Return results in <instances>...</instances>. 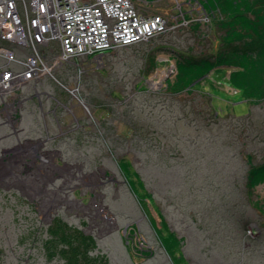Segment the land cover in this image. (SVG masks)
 I'll return each instance as SVG.
<instances>
[{
    "label": "rangeland",
    "instance_id": "obj_1",
    "mask_svg": "<svg viewBox=\"0 0 264 264\" xmlns=\"http://www.w3.org/2000/svg\"><path fill=\"white\" fill-rule=\"evenodd\" d=\"M130 1L144 18L167 20L166 32L129 48L93 49L66 65L64 72L51 70L42 81L59 93L57 103L62 106L57 113L74 118L68 124L75 128L74 146L71 143L74 191L70 190L67 210L56 201L37 208L35 200L41 197L43 186L35 187L36 191L26 183L6 186L4 182L16 176H8L9 168L1 166L0 264H65L50 259L52 249L47 242L51 238L46 230L57 222L93 236L96 244L89 255H106L109 264H172V260L176 264H223L222 242L231 233L242 238L236 229V213L246 211L252 219L261 220L250 211L244 185L246 158L256 165L264 163V0ZM196 1L215 12L209 24H199L203 17L193 9ZM245 10L249 13L237 19ZM236 36L248 44L229 60L231 64L208 73H195L192 67L185 74L177 68L181 56L214 55ZM166 69H172L174 77L168 78ZM42 82L22 86L19 100L15 98V106L20 107L15 122L21 115L29 118L21 107L30 109L37 102L32 97L45 92ZM30 117L36 121L33 114ZM36 117L40 123L41 114ZM28 153L25 150L18 156L33 155ZM7 155L14 168L21 166L23 161L19 163L14 152ZM120 158L132 164L143 189L134 186L129 192L118 168ZM54 160L48 167L59 169ZM98 167L108 175L102 183L79 174L80 170L95 172ZM66 173L60 170L54 177L58 180ZM15 174L20 175V169ZM40 174L48 175L43 179L48 184L54 181L50 171ZM255 189L264 209V184ZM130 220L133 230L128 232L123 225ZM160 220L171 231L163 230ZM136 234L146 248L142 254L147 257L142 260L127 250L128 245L136 249ZM256 235L247 237L240 250L232 244L234 251L245 253L240 258L249 263L242 264H264V231ZM157 236L166 243L167 252L160 242H154ZM177 237L183 238V247ZM202 247L207 250L204 260Z\"/></svg>",
    "mask_w": 264,
    "mask_h": 264
},
{
    "label": "built area",
    "instance_id": "obj_2",
    "mask_svg": "<svg viewBox=\"0 0 264 264\" xmlns=\"http://www.w3.org/2000/svg\"><path fill=\"white\" fill-rule=\"evenodd\" d=\"M50 1L4 0L5 17L10 19L0 20V81L2 82L0 102L20 98L22 86H26L25 84L30 80H24L20 84L15 80L6 83L11 79V74L6 71H19V73L22 71L30 76L29 65L34 63L36 57H41L38 48L35 47L42 44L54 50L61 41L60 49L72 52L73 49L69 48L70 43L77 49L79 42H82L85 50L81 55H85L93 49L114 50L131 47L139 41H148L155 34L166 32L164 29L167 20L160 16L144 18L139 11L137 12L130 6L132 3L130 0H56L64 4L49 10L47 4ZM32 8H35L36 15L45 17L47 25L52 27V30L57 29L55 34L52 31L47 32L45 23L32 14ZM69 14L72 16L70 17ZM67 17H70L73 22L69 25L60 23L63 18ZM12 26L17 27V32L19 31L22 39H25L23 31H27L28 27L34 28L28 37L31 46L27 47L23 54L15 45L17 41L11 40L14 36L18 37L17 33H13ZM27 56H30L28 60L25 59ZM53 69H55L53 65L49 64L43 72L48 71V75H51ZM36 83L37 81H32V85ZM135 236V246L146 251L145 244L138 240L137 234Z\"/></svg>",
    "mask_w": 264,
    "mask_h": 264
},
{
    "label": "flooded vegetation",
    "instance_id": "obj_3",
    "mask_svg": "<svg viewBox=\"0 0 264 264\" xmlns=\"http://www.w3.org/2000/svg\"><path fill=\"white\" fill-rule=\"evenodd\" d=\"M43 85H45V93H39L37 96L40 97L44 94V97L41 99L36 98L37 102H32L29 105L30 112L27 113V116L30 118V121L28 120L29 118L26 119L25 116L21 121L25 126H14L8 123L4 117L1 116L4 119L0 117V167L9 168L10 172L8 176H16L15 179L5 181L4 183L6 186L16 187L19 183H26L28 186H32L37 183L38 185L36 184L37 186L35 187L43 186V192H41V194L44 199L41 200V203L52 201L53 204L56 201L57 204H61L59 205L61 206L60 208L66 206L67 210L69 193L70 190L74 191L73 183L76 178L74 174L76 169L73 163L74 152L72 148V133L75 131V128L68 125L74 122V118L72 115L57 113L62 106V103L59 101L57 103L56 95L58 92L53 86L47 85V82H42L41 86ZM41 89L42 88H39V90ZM32 98H35V96ZM30 113L35 116L36 121L30 117ZM36 114H41L40 123ZM67 146L68 149H66ZM25 150H27V153H30H28L29 155H33L28 158L18 156ZM10 152H14V157L18 156V160H21L19 163L23 161L20 167L17 165L14 168L12 164L8 162L7 159L9 155H7V153ZM54 158L55 166L59 169L52 168L53 166L51 168L48 167L49 162ZM33 163L37 164L31 166L30 164ZM32 168H35L38 172L33 171ZM18 169H20V175L15 174ZM41 170L47 173L50 171L54 181L50 184L44 181L43 179L48 175L42 174L41 176ZM60 170H62V172L66 170L67 173L66 175H60V179L56 180L55 177L59 175ZM79 174L80 176L85 175L84 177L90 179L94 177V179H98L100 183H102L105 177L100 167L92 173L90 171L84 172L80 170ZM2 178H4V176ZM83 206L87 207L86 205Z\"/></svg>",
    "mask_w": 264,
    "mask_h": 264
},
{
    "label": "trees",
    "instance_id": "obj_4",
    "mask_svg": "<svg viewBox=\"0 0 264 264\" xmlns=\"http://www.w3.org/2000/svg\"><path fill=\"white\" fill-rule=\"evenodd\" d=\"M249 12L246 10L244 13H241L236 16L237 19L240 17H245ZM231 35L230 37H232ZM247 42L244 40V38H240L238 36L233 37V40H229V42H226L223 44L220 48V52L212 55L208 54L201 55L199 57H183L181 56V61L177 62L178 69H181L183 72L187 70L188 68L194 67L196 69L195 73H199L202 71H206L208 73L209 71L213 70L214 68H218L222 65L226 66L228 64H231V61H229L234 56L240 55L241 51L246 48ZM129 48V47H128ZM152 62L156 65L158 63L154 59ZM150 66L154 67L150 62ZM232 68H236L233 66ZM64 72V71H62ZM185 73V72H184ZM186 74V73H185ZM70 75V74H68ZM188 94V93H187ZM111 97L113 96V92L110 93ZM93 101V100H92ZM260 104V103H258ZM100 107V102L96 104ZM125 138V137H124ZM248 170L246 172V182H245V190H247V196H248V203L250 207L251 212H255L258 214V216L261 218V220H254L252 219L246 211H241L236 213V217L238 218V227H236L239 232L242 233V238L239 240L231 233L228 240H225L224 247H219L221 250V261L223 264H242V263H249V262H243L240 258V254L245 253H238L240 249L244 246L246 238H252L254 237L257 232L264 231V209H261V205L258 204V201L256 199L255 195V188L257 186H260L264 184V163L261 165H256L252 163L251 158H246ZM118 168L120 169L125 181L126 185L128 187L129 192L132 194V191H134V186L139 187L140 189H143V182H140V176L133 170L132 164L129 161H124V159H119L117 162ZM122 165V167H121ZM104 176L107 177L108 175ZM134 183H137L135 185ZM149 196V195H148ZM151 198V196L148 197V199ZM262 205H264V200L261 201ZM151 222L154 224L156 221L155 218L152 217V214H150ZM57 219V218H55ZM79 220H83V218H79ZM60 222V221H59ZM161 224V228L164 230V228L168 231H171L166 224H162V221H159ZM150 223V221H149ZM58 224H61V228L58 226ZM132 224V220L128 221L123 225V229L126 231H131L130 225ZM242 225V228H241ZM75 228V227H73ZM76 229V230H75ZM72 229L71 226L63 223H52L50 226L47 227V236L51 238L47 243L48 247L52 249V255L50 256L52 258H58L60 261L64 262L65 264H109L108 259L106 255L103 254H95V255H89V252L94 250L95 248V239L91 235H85L82 230H79L77 228ZM123 230V231H124ZM133 230V228H132ZM250 230V231H248ZM173 232V231H172ZM246 232H251L254 234V236H248L246 235ZM175 234V232H173ZM158 235V234H157ZM176 235V234H175ZM257 236V235H256ZM124 237V235H123ZM157 238V239H156ZM155 238L154 242H160L161 248L163 249L164 253L165 251H168V248L166 247V243L163 242V240L158 238V236ZM179 238V237H177ZM126 241H124L125 244ZM179 245L183 242V238H179ZM232 244L235 247H239L238 251H234L232 247ZM126 245V244H125ZM130 247V245L127 246V250L129 253L133 256H138L140 260H142V257H147L142 254V249L135 246ZM180 247H183L182 244ZM138 251H141L140 255H138ZM153 252V250H152ZM201 256L203 257V260L205 258V255L207 253V250L205 247H202L200 249ZM148 259L152 256L151 253L148 255ZM181 258L178 259L180 262ZM202 260V261H203ZM220 261V262H221ZM172 264H176L175 260H172ZM207 264V263H202Z\"/></svg>",
    "mask_w": 264,
    "mask_h": 264
},
{
    "label": "bare ground",
    "instance_id": "obj_5",
    "mask_svg": "<svg viewBox=\"0 0 264 264\" xmlns=\"http://www.w3.org/2000/svg\"><path fill=\"white\" fill-rule=\"evenodd\" d=\"M68 1H70V0H68ZM65 3H67V2H65ZM61 4H64V3H60L59 1H56V0H51L50 2H48L47 5H48L49 10H53V9L59 7ZM192 6H193L194 11L199 15V17L200 18L203 17L202 21H201V19H199V24H201V25L209 24L210 20H212L211 16H213L215 12L213 10L209 11L206 8H204V5H202L200 3V1H196V2L192 3ZM31 11H32V14H34V17L38 18L40 21L45 23L46 28H47V32L52 31L54 34L57 32V29L53 28V30H52V27L50 28V26L47 25L45 17L36 15L35 8H32ZM5 12H6V5L4 4V0H0V20H2V21H5V20L8 21L10 19L8 17H5ZM72 12H73V10H72ZM71 16L72 15H70V17ZM70 17H67L68 19L63 18L60 21V23H62V24L64 23V25L65 24L69 25L71 22H73ZM24 22H26V20ZM250 22H251V19L248 21L247 24L250 25ZM41 25H44V24H41ZM82 26H84V25H82ZM190 27H192V26L189 25V28ZM16 28H17L16 26H12L13 33L14 34L17 33L18 37L16 38L14 36V37H12L11 40L13 42L17 41V43L15 45L23 54L25 52L26 48L31 46V42L29 41L30 39L28 37H29V34L34 30V28L28 27L27 31H23V33H25V39L21 38V35H20L19 31L17 32ZM108 39H110V35H108ZM6 42L9 43L8 41H6ZM9 44H11V43H9ZM78 45H79V47H81L82 50L79 47L77 49H75L73 47L72 43H70L69 48L73 49L72 52H70L68 50L62 51L60 49L61 41H60L58 47H56L54 50H51L48 47H46V44H42L39 47H35V48H38L39 54L41 57L40 58L36 57L34 59V63L29 65L31 75L27 76V73L22 72V71L20 73H19V71L18 72L6 71L7 73L11 74V79L9 81H6V83H9V82L15 80L16 82H18V84H20L24 80H30V81H27V83L25 85L27 87H31V86H33L32 81L33 82L37 81L36 84H38L42 81H45L46 78L48 77V71H45V72H43V71L46 69L47 65H49V64H52L53 68L57 69L58 71H61V70L65 71L64 67L66 65H68L70 62L79 58L80 57L79 55H81L82 52L85 50L84 44L82 42H79ZM49 46H50V44H49ZM29 57L30 56H27L25 59L28 60ZM54 65H56V66H54ZM174 65H175V61H174ZM15 69H17V68H15ZM166 71L168 73H170V75L167 76L168 78L174 77L172 69H166ZM13 77H15V78H13ZM1 83L2 82L0 81V84ZM167 90H168V88H167ZM16 95H18V93H16ZM34 96L36 98H38V96L36 94ZM16 99H18V98H16ZM12 100L13 101L11 103L8 100L4 101V103H5V105H3L4 107L3 108L0 107V117L1 116L4 117L8 123H13L14 126H17V127L25 126V124L21 122V119H23L24 115L18 116L20 118L18 120H16V122L14 121L15 119L13 117H14L15 113L18 110H20V109H18L20 107L15 106V104H16L15 99H12ZM74 100H78V96L75 97ZM21 109L23 110L24 113L26 112V107L23 106V107H21ZM25 114H27V113H25ZM4 118H2V119H4ZM36 184L37 183L33 184L32 186L30 185L31 189L34 191L37 190V188H35V186H37L38 184L37 185ZM21 193L23 195H25L24 192H21ZM75 193H73V195H75ZM42 199H44V198L42 197V194H41V197L35 200L37 202V205H36L37 208H40V206L42 204L41 203ZM68 201L71 202L70 200H68ZM45 204L47 205V207H49L50 205H52V201L45 203ZM62 210H63V208H62ZM55 213L58 214L59 212H55ZM142 250L145 251L144 249H142ZM140 252L141 251H138L137 254L140 255L141 254Z\"/></svg>",
    "mask_w": 264,
    "mask_h": 264
},
{
    "label": "crops",
    "instance_id": "obj_6",
    "mask_svg": "<svg viewBox=\"0 0 264 264\" xmlns=\"http://www.w3.org/2000/svg\"><path fill=\"white\" fill-rule=\"evenodd\" d=\"M158 2V1H157ZM139 6H141V4H139ZM147 8V10L148 11H150V9H148V7H146ZM142 9V8H141ZM168 9V8H167ZM143 12H145L144 10H143ZM60 72H62V70L60 71ZM41 93H45V92H41ZM26 107V112L25 113H29L30 111H29V109H28V106L26 105L25 106ZM0 122H1V119H0ZM146 234H149V232H146Z\"/></svg>",
    "mask_w": 264,
    "mask_h": 264
},
{
    "label": "clouds",
    "instance_id": "obj_7",
    "mask_svg": "<svg viewBox=\"0 0 264 264\" xmlns=\"http://www.w3.org/2000/svg\"><path fill=\"white\" fill-rule=\"evenodd\" d=\"M138 235V234H137ZM139 236V235H138Z\"/></svg>",
    "mask_w": 264,
    "mask_h": 264
}]
</instances>
